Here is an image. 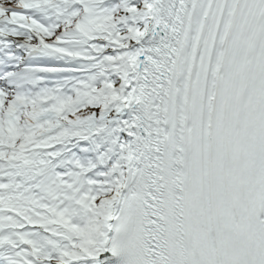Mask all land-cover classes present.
Instances as JSON below:
<instances>
[{"label": "snow or ice", "instance_id": "obj_1", "mask_svg": "<svg viewBox=\"0 0 264 264\" xmlns=\"http://www.w3.org/2000/svg\"><path fill=\"white\" fill-rule=\"evenodd\" d=\"M0 264H264V0H0Z\"/></svg>", "mask_w": 264, "mask_h": 264}]
</instances>
